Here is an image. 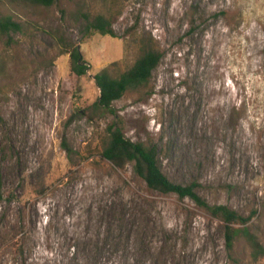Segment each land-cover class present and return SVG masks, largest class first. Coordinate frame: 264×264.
<instances>
[{
    "label": "rangeland",
    "instance_id": "rangeland-1",
    "mask_svg": "<svg viewBox=\"0 0 264 264\" xmlns=\"http://www.w3.org/2000/svg\"><path fill=\"white\" fill-rule=\"evenodd\" d=\"M82 12L115 36L81 38ZM0 15L21 25L0 37V264H264L243 235L227 248L207 210L98 154L112 123L155 144L170 181L250 216L264 246V0H0ZM142 48L161 54L148 81L91 108L93 76L117 77Z\"/></svg>",
    "mask_w": 264,
    "mask_h": 264
},
{
    "label": "trees",
    "instance_id": "trees-1",
    "mask_svg": "<svg viewBox=\"0 0 264 264\" xmlns=\"http://www.w3.org/2000/svg\"><path fill=\"white\" fill-rule=\"evenodd\" d=\"M12 2L26 1L36 5L49 7L56 0H9ZM193 28V26H192ZM191 27L190 34L194 33ZM21 30V25L9 16L0 15V37L8 39L10 34ZM78 33L81 38H86L92 33L108 35L114 37L111 23L102 15L90 16L88 13H80L78 20ZM69 55V71L81 76L88 70L87 63L82 59L76 46L70 45L65 49ZM161 54L153 49L142 48V53L135 59L133 64L117 77H112L106 69L100 70L93 76L99 95L91 108L111 110L112 103L118 100L124 92L135 89L145 84L150 78L152 70L157 66ZM66 152L70 153L68 148ZM99 156L110 162L115 167H122L125 164L132 165L133 173L141 178L147 188L166 194L173 193L178 198H188L196 206L207 210L213 217L220 219L224 226V238L227 248H231L234 238L243 235L250 246V256L253 260L264 258V246H262L255 236L248 230L247 223L250 216L242 217L235 211L224 205H209L200 195L197 189V182L179 184L170 181L161 171L157 147L153 143H143L131 141L126 138L121 129L114 123L106 127V138L98 152ZM3 199L2 178L0 174V201ZM241 227H233V225Z\"/></svg>",
    "mask_w": 264,
    "mask_h": 264
}]
</instances>
